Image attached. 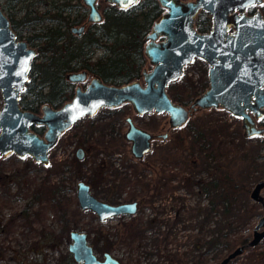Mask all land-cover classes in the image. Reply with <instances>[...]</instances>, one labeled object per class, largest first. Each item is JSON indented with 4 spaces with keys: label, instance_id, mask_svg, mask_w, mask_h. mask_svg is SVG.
Here are the masks:
<instances>
[{
    "label": "trees",
    "instance_id": "obj_1",
    "mask_svg": "<svg viewBox=\"0 0 264 264\" xmlns=\"http://www.w3.org/2000/svg\"><path fill=\"white\" fill-rule=\"evenodd\" d=\"M39 1L33 0L32 4L36 6ZM49 4L56 8L52 1ZM76 7L72 23H79L86 9L78 1ZM252 7L249 12L254 10ZM259 7L264 12V2ZM47 8L44 6L39 12L33 8V14L29 9L19 18L8 17L12 29L22 23L35 25L44 19L50 23L38 26L25 36L37 53L30 61L28 80L20 93L19 104L32 111H37L43 103L57 107L72 96L73 83L66 79L69 71L86 69L112 84L136 78L145 61L142 38L163 9L157 0H139L123 9L110 4L103 9L99 21L91 22L81 36H76L68 30L69 17L61 15L64 5L57 6L58 10ZM194 26L199 32L208 30L209 14L199 10ZM96 49L100 52L90 61ZM204 89L202 87L185 98L181 92L168 94L181 103L194 99ZM185 125L187 122L178 126L177 133L171 134L169 143L165 144L172 155L162 159L155 155L148 159L135 158L145 171L132 167L129 174L119 176L112 184L118 194H125L124 199H134L140 206L126 218L118 215L112 231L104 233L102 228L95 229V242L100 240L102 245L98 249L111 252L114 248H123L121 264H138L130 256L140 254V251L146 258L154 255V260L143 264H217L228 251L248 240L247 234L241 231L247 227L258 206L248 193L252 182L264 177L261 154L249 153V146L241 150L240 145L224 133L228 126L223 122L218 126L209 124L208 120L187 128ZM42 127L31 126L38 133ZM102 151L107 152L103 146ZM15 155L9 153L0 157V205L19 195L25 197L22 208L11 214L8 229L13 230L17 223L27 225L32 235L38 225L45 226L49 210L59 212L60 216L68 214V219L75 220L84 213L94 216L89 211H80L74 196L67 195L65 189L79 177L82 159L75 157L72 169L67 168L68 176L59 178L58 183L35 181L28 174L29 170L35 172L42 167L49 170L51 164L35 163L25 155L18 165L13 161L17 158ZM97 165L102 166L101 163ZM109 165L104 163V167ZM7 167L10 171L4 174ZM64 170L62 168V172ZM143 207L149 212H143ZM160 225L162 228L158 229ZM53 232L48 229L37 246L56 244ZM177 245H183V250L176 248ZM244 249L249 251L247 256L254 253V246ZM69 259L67 257L58 264H70Z\"/></svg>",
    "mask_w": 264,
    "mask_h": 264
},
{
    "label": "water",
    "instance_id": "obj_2",
    "mask_svg": "<svg viewBox=\"0 0 264 264\" xmlns=\"http://www.w3.org/2000/svg\"><path fill=\"white\" fill-rule=\"evenodd\" d=\"M88 7L87 20L97 22L101 13L96 0H81ZM124 8L135 0H105ZM262 0H157L164 10L153 21L151 30L144 36L143 54L150 68H143L140 78L112 84L92 75L87 78L84 69L66 73L68 81L75 82L72 96L59 106L47 103L37 111L22 108L19 96L28 80L30 61L36 56L35 47L17 39L9 19L0 7V157L9 153L29 155L36 163H48L47 151L61 131L84 115H92L101 107H111L128 101L138 114L149 110L167 113L169 127L183 124L195 107H221L233 116L240 117L242 136L260 134L263 126L256 119L264 110V15L256 11L245 14L242 10ZM199 10L210 16V26L199 32L194 17ZM232 10V13L229 11ZM235 10V11H233ZM80 30L82 25L70 26ZM161 35L162 38L156 40ZM193 57L201 58L207 65V86L189 106L172 100L166 91L167 83L182 74L183 66ZM264 109V108H263ZM253 115V116H252ZM124 137L130 140V153L142 157L150 149L151 134L136 126L127 116ZM32 125H43V131L32 130ZM165 138L166 132L156 134ZM77 157L82 148L75 149ZM264 160V141L261 149ZM264 178L256 180L249 190V198L260 204L262 214L251 228L250 238L228 251L217 264H226L245 247L256 245L264 236V197L260 193ZM75 198L79 209L89 210L98 220L113 215L128 216L136 211L135 200L110 203L94 196L83 180L75 184ZM67 250L76 263L121 264L111 252L98 257L87 241L86 233L72 228L68 232Z\"/></svg>",
    "mask_w": 264,
    "mask_h": 264
},
{
    "label": "rangeland",
    "instance_id": "obj_3",
    "mask_svg": "<svg viewBox=\"0 0 264 264\" xmlns=\"http://www.w3.org/2000/svg\"><path fill=\"white\" fill-rule=\"evenodd\" d=\"M77 1L81 2V0ZM23 3V1L19 2L17 7L19 10L16 12L15 18L23 14L25 7H20V4ZM110 4V2L105 0H96L98 11L101 13L103 12V9ZM31 7H34L35 11L38 12L43 10L42 4H37L36 6L32 4ZM250 8L248 9V12ZM253 11L254 10L251 12ZM3 12L6 14L4 9ZM33 13L34 12H31L30 14ZM83 19H85V15ZM44 24L50 23L44 19L38 23H35V25L30 23L24 26L22 25L19 28H22L20 35L25 37L26 35L35 31L38 26L40 27ZM99 52V49L94 50L92 57H90L89 60L91 61L95 56H97V54H99ZM144 66L149 67L147 61L144 62ZM206 68L207 65L201 58L193 57L191 62H188L183 66L182 74L178 78L167 83L166 91L170 94L181 92L180 94H182V96L185 98L187 95L198 92L200 88H205L208 82ZM182 96L181 98L184 100ZM192 100L193 98L187 99L181 102V104L184 106H189L192 103ZM1 102L2 100L0 96V105ZM120 106L121 107L118 108L101 107L95 114L90 116L84 115L77 119L73 124L61 132L56 142L48 149L47 156L48 164H51L50 169L47 170V168L42 167L35 172L29 170L28 174L32 176L35 181H58L59 183V178L62 176H68L67 168L72 169V165H74V148L76 146H82L84 148V157L82 159L83 161L79 163V177L74 178L73 183L70 182V185L67 184V181L64 182L68 185V187L65 188L67 195H73L75 198V182L78 179H82L89 184L90 192L102 200L108 201L110 203H115L122 200H134L124 199L125 194H118L116 192L117 190L115 186L112 185L117 182L119 176L129 174V170L132 169V167H138V169L142 172L145 171L142 168V164L137 162L130 154L129 142L121 139L120 133H122V131H124L126 128V122L124 120L125 116L130 115L134 123L148 131L158 134L166 132L165 138L158 136L153 138L151 141V149L145 153L144 156H142L143 159H148L155 156L162 159L167 157L169 154L172 155L170 151L166 150L165 144L169 143V137L171 134L177 133V127H169L167 122V113L165 112L158 113L149 110L145 113L137 115L131 110L127 103H122ZM205 120H208L209 124L217 126L221 122L227 124L228 129L227 131L224 130V133L229 135H227L229 139L237 143V145H240L241 150H245V147L249 146L251 147V151L249 153L256 151L261 154V149H259V146L263 144L264 131L257 135L243 137L240 117L231 115L221 107H195L193 110H191L184 122H187L185 128L196 122H205ZM261 120H264V117L260 120H257L256 125L264 127V121ZM102 146L107 150L106 153L102 151ZM23 157H25V155L21 157L17 156L16 159H13L14 163L20 165L22 163ZM97 163H101L102 166H98ZM104 163H109V167H104ZM62 168L65 169L63 172ZM9 171L10 167H7L3 173L6 174L9 173ZM145 173L147 174L148 171L146 170ZM172 183L176 182L172 181ZM253 183L254 182H252V185ZM11 189L13 190V187H11ZM260 193L264 197V186L261 188ZM24 200L25 197L19 195L17 198L12 199L9 203L0 205V225H2V227L7 224V218L13 212H17L22 208ZM139 207L140 206L137 204L136 211H138ZM142 210L143 212H149V209L146 207H143ZM91 213L94 216H91L89 213H84L78 218V220H75L68 219L70 218L68 214L60 216L59 212L53 213L49 210L46 213L45 226L38 225L35 229V233L32 235L29 234V227L27 225H21L17 223L15 228L7 233L6 238L3 235H0V264H58L61 262V260L66 261L67 257H70V264H81L76 263L67 250V245L70 242V238L68 236V231L70 228H76L78 230L84 231L86 233L87 241L93 247L95 254L98 257H101L103 250L98 248H101L102 245L100 240L95 242V239L97 238L95 229L102 228L104 233L112 231L113 224L117 221L118 215H113L112 217L98 220L95 214L93 212ZM261 214L262 210L260 208V204L258 203L254 214L246 225L247 227L241 231L243 234H247V238H250L251 228ZM126 217L127 216H122V218ZM161 225L158 229L162 228ZM4 229L5 228L2 230ZM48 229L54 230L53 233L56 235V244L41 245L38 247L37 242H41L40 239L42 235H45L46 232H48ZM153 230L156 231L155 228ZM176 248L183 250L184 246L177 245ZM248 252L249 251L247 249H244L240 254L233 257V259H231L226 264H260V262L261 264H264V236L256 245H254V253L247 256ZM111 254L117 258H121L120 256L124 255L123 248H114L111 251ZM130 258L137 261L138 264H143L144 261L154 260V255L146 258V256L142 254V251H140V254L139 252L136 255L131 254ZM123 260L124 259L121 258L120 263Z\"/></svg>",
    "mask_w": 264,
    "mask_h": 264
},
{
    "label": "flooded vegetation",
    "instance_id": "obj_4",
    "mask_svg": "<svg viewBox=\"0 0 264 264\" xmlns=\"http://www.w3.org/2000/svg\"><path fill=\"white\" fill-rule=\"evenodd\" d=\"M20 1H23L24 3L23 4H20V7H25V9L23 10V13H25V11H27V10H31L32 12L34 11L33 10V8L34 7H31V5H32V1L33 0H16L15 2H13V3H10L11 2V0H0V7L2 8V10H3V8H4V10L6 11V16L7 17H15V14H16V12L19 10V8H17L18 7V4H19V2ZM44 2V3H42L44 6H45V8H51V5L49 4L51 1L53 2V3H55L56 4V8L55 7H52L51 8V10H58L57 9V6H61V5H64V8L61 10V15H63V16H65V17H69V22H68V30L71 32V33H73V34H75L76 36H81V34L85 31V29H86V25L88 26V24H90L91 23V20L89 21V20H87V16H88V7L86 6V5H84L85 7H86V9H85V12L86 13H84V15H85V19H82L79 23H72L71 22V18L72 17H74L75 15H76V13H77V7H76V2H77V0H41V1H39L40 3L41 2ZM138 0H135L134 1V3L135 2H137ZM82 2V1H81ZM262 2H264V0H262L261 1V3ZM39 3V4H40ZM134 3H132V4H134ZM111 4H113V3H111ZM132 4H129V5H132ZM115 5V4H114ZM129 5H127L126 7H128ZM259 5H260V3H258V4H256V3H254L253 5H248V6H246L243 10H242V12L243 13H245V14H252V13H254V12H256V11H258V12H260V14H262V15H264V12H262L261 11V9H260V7H259ZM44 6H43V9H44ZM116 6V5H115ZM252 6H254V11L253 12H248V9L250 8V7H252ZM117 7V6H116ZM126 7H124V8H126ZM47 8V9H48ZM96 8H97V5H96ZM119 8V7H118ZM163 8V7H162ZM98 9V8H97ZM123 9V8H122ZM164 10V8L162 9V11ZM161 11V12H162ZM233 11H235V10H233ZM160 12V13H161ZM101 13V12H100ZM229 13H232V10L231 11H229ZM160 15V14H159ZM158 15V16H159ZM22 16V15H21ZM21 16H19V17H21ZM101 16H102V13H101ZM158 16L154 19V20H156L157 18H158ZM19 17H17V18H19ZM195 18V17H194ZM209 18H210V16H209ZM153 20V21H154ZM153 21H152V23H153ZM10 23V22H9ZM152 23H151V25H152ZM194 23V22H193ZM24 26V25H26V23H22V24H20L18 27H16L15 29H13V31H14V34H15V36H16V38L17 39H23V40H25L26 42H27V45H29L30 43H28V41L26 40V38L24 37V36H22V35H20V32H21V30H22V28L21 29H19L21 26ZM72 25H76V26H79V25H82V29H80V30H71L70 29V26H72ZM151 25H150V28L148 29V31L147 32H149L150 30H151ZM144 36H145V34H144ZM144 36H143V38H142V40H143V44H144V42H145V40H144ZM162 38V36L161 35H158L157 37H156V40H159V39H161ZM143 44H142V53H143ZM29 46H31V45H29ZM32 47H34V46H32ZM144 55V54H143ZM145 57V56H144ZM145 61H147L148 62V58H146L145 57ZM144 61V62H145ZM148 64H149V67H147V66H144V63H143V66H142V68H141V70L143 69V68H145V70H148L149 68H150V63L148 62ZM77 70H80V69H77ZM85 71H86V73H87V78L84 80V81H81L80 82V84H81V87H83L84 85H85V83L87 82V80H88V78L90 77V76H92V75H94L93 73H91V72H89L88 70H86V69H84ZM141 70H140V72H141ZM74 71H76V70H74ZM138 78H140V73H139V75L137 76ZM70 82H72V81H70ZM73 83V86H75V82H72ZM122 103H127L129 106H130V108H131V110L133 111V109H132V107H131V105H130V103L128 102V101H124V102H122ZM122 103H120V104H118V105H115V106H111V107H106V106H104V107H106V108H118V107H121L120 105H122ZM264 107L262 106V105H258L257 106V108H256V110H264L263 109ZM100 109V108H99ZM123 110V109H122ZM98 111V110H97ZM96 111V112H97ZM95 112V113H96ZM134 112V111H133ZM95 113H93V114H95ZM135 114H137V115H139L138 113H136V112H134ZM92 114V115H93ZM88 116H90V115H88ZM127 116H129L130 118H131V116L130 115H126L125 116V122H126V117ZM253 116V115H252ZM264 117V112L262 113V114H260L256 119L254 118V120H255V123H256V121L257 120H260V119H262ZM132 119V118H131ZM132 121H133V119H132ZM261 121H264V120H261ZM134 123V122H133ZM136 126H138L136 123H134ZM41 126H43V125H41ZM127 127H128V123L126 122V128L124 129V131H122V133H120V136H121V139H123V140H125V141H127V142H129V146H130V140H128V139H126L125 137H124V133H125V131L127 130ZM138 127H140V128H142L141 126H138ZM43 128L44 127H42V131H43ZM142 129H144V130H146L145 128H142ZM65 130V129H64ZM41 131V132H42ZM148 131V130H147ZM40 132V133H41ZM62 132V131H61ZM61 132H60V134H61ZM148 132H150V134H151V137H150V149H151V146H152V140H153V138L154 137H156V134L157 133H154V132H152V131H148ZM59 134V135H60ZM58 135V136H59ZM57 139H58V137H57ZM56 139V140H57ZM56 142V141H55ZM52 147V146H51ZM78 146H76L75 148H74V156L76 157V158H79V159H83V157H84V148L82 147V146H80L81 148H82V156L81 157H77L76 155H75V149L77 148ZM149 149V150H150ZM148 150V151H149ZM147 151V152H148ZM129 152H130V149H129ZM131 154V153H130ZM132 155V154H131ZM144 156V155H143ZM133 157V156H132ZM134 158V157H133ZM141 158V157H140ZM135 159V158H134ZM78 180H82V179H78ZM77 180V181H78ZM76 181V182H77ZM84 181V180H83ZM76 182H75V184H76ZM85 182V181H84ZM88 184V183H87ZM88 186H89V184H88ZM90 189V188H89ZM11 201V200H10ZM9 201V202H10ZM122 201H124V200H122ZM8 202V203H9ZM116 203V202H115ZM80 210H84V209H80ZM87 211V210H86ZM11 216V215H10ZM10 216L7 218L8 220H7V224L4 226V227H2V225H0V235H3L5 238H6V235H7V233L9 232V231H11V229H8L9 228V225H10ZM3 228H5L4 230H2ZM249 239V238H248ZM0 257H1V255H0Z\"/></svg>",
    "mask_w": 264,
    "mask_h": 264
}]
</instances>
